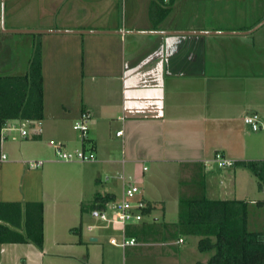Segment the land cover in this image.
Instances as JSON below:
<instances>
[{"label": "crops", "instance_id": "1", "mask_svg": "<svg viewBox=\"0 0 264 264\" xmlns=\"http://www.w3.org/2000/svg\"><path fill=\"white\" fill-rule=\"evenodd\" d=\"M36 45L43 119L2 128L0 201L41 203L43 243L0 244V264H88L87 242L120 229L98 227L89 208L106 198L110 214L129 182L155 208L123 264H188L174 226L182 199L243 200L249 229L264 224L255 178L212 163L216 153L264 163V0H0V76L25 74ZM83 111L90 127L81 140L72 125ZM249 114L258 131L244 125ZM55 143L95 160L60 161ZM17 164L13 198L6 178Z\"/></svg>", "mask_w": 264, "mask_h": 264}, {"label": "trees", "instance_id": "2", "mask_svg": "<svg viewBox=\"0 0 264 264\" xmlns=\"http://www.w3.org/2000/svg\"><path fill=\"white\" fill-rule=\"evenodd\" d=\"M167 13V12H166ZM43 119V78L40 46H34L23 75L0 76V136L8 121H41ZM1 144V143H0ZM249 172L258 188L264 189V163L244 161L234 164ZM233 167V168H234ZM90 211L107 210L108 199L97 198ZM147 205L142 211L140 228L129 225L126 236L136 241L152 223L147 218L155 208ZM264 206V200L255 203ZM249 203L243 200H208L202 196L179 202L175 223L177 236L196 237L197 250L209 254L207 262L194 264H264V224L250 230ZM80 230V226L75 228ZM140 239V238H138ZM32 244L42 249L43 207L39 202L7 203L0 201V244ZM87 264V263H83Z\"/></svg>", "mask_w": 264, "mask_h": 264}, {"label": "built area", "instance_id": "3", "mask_svg": "<svg viewBox=\"0 0 264 264\" xmlns=\"http://www.w3.org/2000/svg\"><path fill=\"white\" fill-rule=\"evenodd\" d=\"M168 2L169 0H163ZM243 123L252 131H258L260 129L259 117L257 114H249L243 117ZM90 127V114L87 111H83L79 117L74 121L72 129L75 133L80 136L81 140H84L89 131ZM122 131H118L116 136H120ZM20 135L22 137L26 136V131L20 129ZM4 140L3 132H1L0 143ZM55 156L58 160L64 162H92L95 160V156L92 152H86L83 149H76L73 151H67L64 149L63 145L60 143H55L52 146ZM4 154L0 155V161L5 160ZM212 163L218 169H232L235 162L224 158L220 153H216L212 158ZM42 161H30L29 166L37 168L42 166ZM145 170V168H144ZM122 179V177H120ZM147 203L140 197V189L137 185L132 182L127 183L123 189L119 198L111 201L108 209L110 208L111 214L105 212L96 213V217L100 222L98 227L108 228L110 225L119 226V237H111L109 239V244L121 249H126L127 247L136 246L138 243L133 237L126 236V228L129 225L140 223L143 219L142 211L146 207ZM91 230V227H89ZM179 243L182 240L178 241Z\"/></svg>", "mask_w": 264, "mask_h": 264}, {"label": "rangeland", "instance_id": "4", "mask_svg": "<svg viewBox=\"0 0 264 264\" xmlns=\"http://www.w3.org/2000/svg\"><path fill=\"white\" fill-rule=\"evenodd\" d=\"M25 128L27 130L29 129L27 126ZM16 145H18V143L13 144V146H15V147H16ZM13 146H11V147H13ZM6 147H8V145H6L5 148ZM26 169H27V167H26ZM15 171H16L15 174L8 175L6 178V181H8L10 183L9 185H7L8 186L7 192L9 194H13L12 196H15L13 198H18L15 195L16 192H15L14 188L12 191L9 190V189H12V187L14 186V183H12L14 181V179L15 178L17 179L21 176L22 170L20 168V165H18V164L16 165ZM28 176L29 175H27L24 179H19L18 184L20 185V190L22 189L20 193H22V192L25 193V187L27 185ZM4 177H5V175H4ZM4 177L2 175V180ZM20 197H21V194H20ZM15 200H18V199H15ZM22 204H24V202H22ZM75 210H76V208L70 209V211H75ZM46 216H47V214H46ZM147 218H146L147 220H151V219H149L150 217H147ZM116 226L110 225L108 228H105L106 229L105 231H111L112 229L116 228ZM118 229H119V227H118ZM95 231H97V230L94 229V232ZM113 235L115 237L117 234H115V232H114ZM107 239H108V236L105 239H102L101 241H99V243H97V244H92V243L87 242L89 245V252H90V257H89L88 261L86 260L88 262V264H91V262H93L94 264H123V262L125 260L124 250H122L121 248H117V247L110 245L109 242H107ZM183 239H184V244L181 245L180 248L187 249L185 262H187L188 264L192 263V262H197V261L202 262V260H204L206 255L203 253L199 254L200 252L196 251V247L194 245V240H196L195 237H184ZM83 250H85V248H83ZM103 259H104V262H103ZM82 260L83 259H77L74 262V264H82V262H83ZM149 261H150V259L145 260L144 264H147L146 262H149ZM182 261H183V258L180 260V262H182ZM151 262L152 261H150L149 263H151Z\"/></svg>", "mask_w": 264, "mask_h": 264}, {"label": "water", "instance_id": "5", "mask_svg": "<svg viewBox=\"0 0 264 264\" xmlns=\"http://www.w3.org/2000/svg\"><path fill=\"white\" fill-rule=\"evenodd\" d=\"M19 32H32V31H19ZM92 240H95V239H92Z\"/></svg>", "mask_w": 264, "mask_h": 264}]
</instances>
